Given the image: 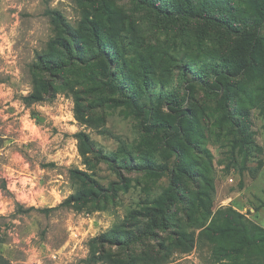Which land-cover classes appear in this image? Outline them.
<instances>
[{
    "label": "rangeland",
    "instance_id": "374dc122",
    "mask_svg": "<svg viewBox=\"0 0 264 264\" xmlns=\"http://www.w3.org/2000/svg\"><path fill=\"white\" fill-rule=\"evenodd\" d=\"M228 1L234 27L136 0H0V259L264 264V242L224 233L264 235V17ZM79 190L94 196L59 207Z\"/></svg>",
    "mask_w": 264,
    "mask_h": 264
},
{
    "label": "trees",
    "instance_id": "16d2710c",
    "mask_svg": "<svg viewBox=\"0 0 264 264\" xmlns=\"http://www.w3.org/2000/svg\"><path fill=\"white\" fill-rule=\"evenodd\" d=\"M140 4H143L147 7H150L152 9L159 10L163 16L166 19H176V17L181 19H188V18H197L203 21L206 25L210 24H219L226 27H234V23H236V13L238 10L234 9L233 5L230 4L228 0H136ZM252 9L256 13L257 17L261 20H263L264 17V10H261L260 7L257 5L256 0L251 1ZM52 23H60L62 24L63 20L59 13L52 12ZM66 26V25H65ZM68 28V26H66ZM71 35L73 37H76V34L74 31H71ZM93 39L96 43L95 46H98L96 49L100 50L101 47H107L108 45V38L106 35L98 34L97 29H94L93 33ZM88 53H94L91 48H89ZM102 51V50H100ZM45 66L50 65L52 62L48 59L43 61ZM105 69V68H103ZM238 70L237 67L234 68L233 73H237ZM130 89V94L128 98L131 97H138L140 98L142 95H139V91L137 90V87H130L127 88V90ZM138 94V95H137ZM136 99V98H135ZM145 100H150L151 98L148 96L144 97ZM42 100V96L40 93L31 94L24 98V101L26 103H35ZM179 109V108H178ZM183 115V114H182ZM75 137L78 140V152L81 156H85L87 154V141L88 138L83 133H78L75 135ZM72 173L78 174L79 172L73 171ZM94 196L93 192L91 190H79L76 194L68 197L65 199L59 207H72L75 203H80L82 201H86L87 199H90ZM163 201V197L156 200L157 205H161ZM59 207L54 208H45V209H36L34 207L24 208L23 206L17 204L16 205V213L18 214H25L31 211H36L44 214H48ZM228 232H224L228 235V237L233 238L236 243H239L240 245H246L248 242H255V243H262L264 242V235H258L257 237L248 240L246 236V231L239 230L236 228H227ZM237 245V244H236ZM234 246L231 251L236 252V249L239 247ZM223 251L227 252L230 251L227 248H222ZM0 264H6L5 261L0 259Z\"/></svg>",
    "mask_w": 264,
    "mask_h": 264
}]
</instances>
